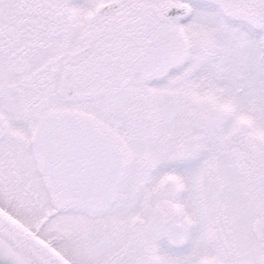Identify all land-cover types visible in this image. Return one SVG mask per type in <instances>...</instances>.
Wrapping results in <instances>:
<instances>
[{
	"label": "snow or ice",
	"instance_id": "1",
	"mask_svg": "<svg viewBox=\"0 0 264 264\" xmlns=\"http://www.w3.org/2000/svg\"><path fill=\"white\" fill-rule=\"evenodd\" d=\"M0 264H264V0H0Z\"/></svg>",
	"mask_w": 264,
	"mask_h": 264
}]
</instances>
